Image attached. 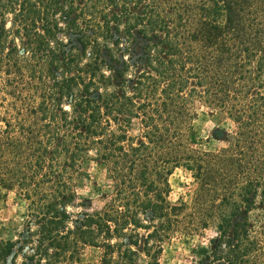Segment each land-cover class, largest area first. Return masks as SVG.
Instances as JSON below:
<instances>
[{
	"label": "trees",
	"instance_id": "1",
	"mask_svg": "<svg viewBox=\"0 0 264 264\" xmlns=\"http://www.w3.org/2000/svg\"><path fill=\"white\" fill-rule=\"evenodd\" d=\"M199 106L219 145L193 140ZM111 190L91 209L85 165ZM190 172V208L168 178ZM0 188L25 203L0 264H158L212 228L194 264H264V0H0ZM80 208L81 210L73 211Z\"/></svg>",
	"mask_w": 264,
	"mask_h": 264
},
{
	"label": "rangeland",
	"instance_id": "2",
	"mask_svg": "<svg viewBox=\"0 0 264 264\" xmlns=\"http://www.w3.org/2000/svg\"><path fill=\"white\" fill-rule=\"evenodd\" d=\"M217 129L229 130L231 124L220 114H211L207 108L199 106L194 121L193 140L202 149H213L219 144L212 138ZM170 191L168 202L190 208L198 184L193 175L183 168H176L168 178ZM111 190V182L104 168L95 162L85 165L79 180L78 195L81 200H89L91 209L102 206V196ZM81 210L80 208L73 211ZM25 222V203L14 191L0 188V242L12 239L16 230L23 228ZM215 235L212 228L189 235H177L163 245L158 264H194L207 253L208 242ZM101 251L86 246L82 249L78 264H98ZM21 261L17 259V264ZM148 260L140 255L137 264H147ZM41 264H50L42 261ZM70 264V263H67ZM74 264V263H71Z\"/></svg>",
	"mask_w": 264,
	"mask_h": 264
}]
</instances>
